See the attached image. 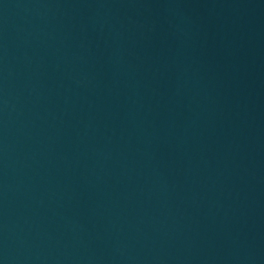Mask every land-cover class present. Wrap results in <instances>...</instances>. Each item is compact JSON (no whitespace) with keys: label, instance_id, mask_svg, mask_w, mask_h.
Here are the masks:
<instances>
[{"label":"water","instance_id":"obj_1","mask_svg":"<svg viewBox=\"0 0 264 264\" xmlns=\"http://www.w3.org/2000/svg\"><path fill=\"white\" fill-rule=\"evenodd\" d=\"M0 264H264V0H0Z\"/></svg>","mask_w":264,"mask_h":264}]
</instances>
